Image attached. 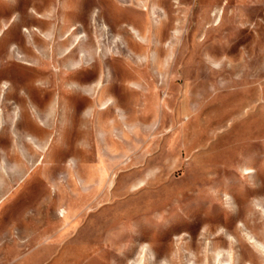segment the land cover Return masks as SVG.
I'll return each mask as SVG.
<instances>
[{
    "label": "rangeland",
    "instance_id": "1",
    "mask_svg": "<svg viewBox=\"0 0 264 264\" xmlns=\"http://www.w3.org/2000/svg\"><path fill=\"white\" fill-rule=\"evenodd\" d=\"M0 264H264V0H0Z\"/></svg>",
    "mask_w": 264,
    "mask_h": 264
},
{
    "label": "bare ground",
    "instance_id": "2",
    "mask_svg": "<svg viewBox=\"0 0 264 264\" xmlns=\"http://www.w3.org/2000/svg\"><path fill=\"white\" fill-rule=\"evenodd\" d=\"M101 109H104V108H101ZM250 242H251V243H254V244L257 243V241H255V240H253V239H251ZM257 247L262 248V246H261L260 244H258Z\"/></svg>",
    "mask_w": 264,
    "mask_h": 264
}]
</instances>
